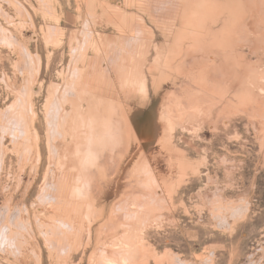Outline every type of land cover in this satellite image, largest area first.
<instances>
[{
  "label": "rangeland",
  "instance_id": "1",
  "mask_svg": "<svg viewBox=\"0 0 264 264\" xmlns=\"http://www.w3.org/2000/svg\"><path fill=\"white\" fill-rule=\"evenodd\" d=\"M0 264H264V0H0Z\"/></svg>",
  "mask_w": 264,
  "mask_h": 264
},
{
  "label": "bare ground",
  "instance_id": "2",
  "mask_svg": "<svg viewBox=\"0 0 264 264\" xmlns=\"http://www.w3.org/2000/svg\"><path fill=\"white\" fill-rule=\"evenodd\" d=\"M184 61H185V60H184ZM163 129H164V128H163ZM73 136H74V135H73ZM87 139H88V138H87ZM67 148H68V147H67ZM64 162H65V161H64ZM64 162H63V163H64ZM71 201H72V200H71Z\"/></svg>",
  "mask_w": 264,
  "mask_h": 264
}]
</instances>
